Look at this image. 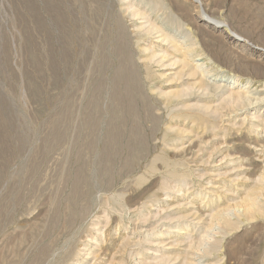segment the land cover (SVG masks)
<instances>
[{
	"label": "rangeland",
	"instance_id": "rangeland-1",
	"mask_svg": "<svg viewBox=\"0 0 264 264\" xmlns=\"http://www.w3.org/2000/svg\"><path fill=\"white\" fill-rule=\"evenodd\" d=\"M0 264H264V0H0Z\"/></svg>",
	"mask_w": 264,
	"mask_h": 264
},
{
	"label": "bare ground",
	"instance_id": "bare-ground-1",
	"mask_svg": "<svg viewBox=\"0 0 264 264\" xmlns=\"http://www.w3.org/2000/svg\"><path fill=\"white\" fill-rule=\"evenodd\" d=\"M166 36V35H165ZM166 37H168V36H166ZM169 38V37H168ZM176 47H177V45L176 44H174ZM192 49V48H191ZM196 61H202V58H199V59H197ZM205 64L206 63H204V61H202L201 63H198V64H196L197 66L195 67V69L201 74V77L203 78V77H207L208 78V75H209V71H207L205 68L206 67H204L205 66ZM221 86H222V84H221ZM219 88V87H218ZM245 90V89H244ZM179 94V93H178ZM248 95V94H250L249 93V91L248 90H245V92H242V94H241V92H239V93H237L236 94V97L234 98L235 99V102H238V101H241L240 99L242 98V96H244V95ZM179 95H176L175 97H178ZM244 98H246L245 96H244ZM247 99V101L249 102V103H251V101H250V99L249 98H246ZM239 104V103H238ZM242 104V103H241ZM175 188V187H174ZM253 197V196H252ZM255 199H253V198H248V201L250 202L249 203V205H247V208H246V212H255V211H257V210H259L260 209V207H258V204H257V201H254Z\"/></svg>",
	"mask_w": 264,
	"mask_h": 264
}]
</instances>
